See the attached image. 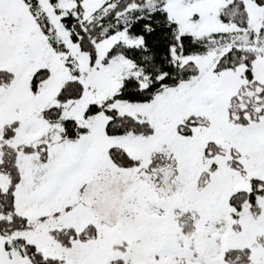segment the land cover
I'll return each instance as SVG.
<instances>
[{"label": "snow or ice", "instance_id": "1", "mask_svg": "<svg viewBox=\"0 0 264 264\" xmlns=\"http://www.w3.org/2000/svg\"><path fill=\"white\" fill-rule=\"evenodd\" d=\"M0 264H264V0H0Z\"/></svg>", "mask_w": 264, "mask_h": 264}]
</instances>
